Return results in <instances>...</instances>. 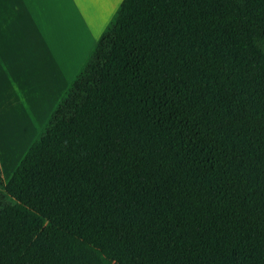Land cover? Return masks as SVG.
Here are the masks:
<instances>
[{"label": "trees", "instance_id": "obj_1", "mask_svg": "<svg viewBox=\"0 0 264 264\" xmlns=\"http://www.w3.org/2000/svg\"><path fill=\"white\" fill-rule=\"evenodd\" d=\"M0 264H264V0H122L0 184Z\"/></svg>", "mask_w": 264, "mask_h": 264}, {"label": "rangeland", "instance_id": "obj_2", "mask_svg": "<svg viewBox=\"0 0 264 264\" xmlns=\"http://www.w3.org/2000/svg\"><path fill=\"white\" fill-rule=\"evenodd\" d=\"M118 1L69 0L68 35L66 38L59 35L58 41L63 43V48L67 47L70 52H76L70 58V64L64 68L62 75L58 77V80L54 79V74L57 72L52 71L50 74V64L37 63L42 48L34 49L31 46L27 50L30 51L31 57L29 67H33L29 70L28 67L21 66L20 62L19 74L18 66L16 72L20 77L19 84L5 85L3 86L5 90H0V99H3L0 102V130H2L0 148L2 149V161L6 164L3 166V173L6 177L9 178L13 174L75 79L90 54V52H85L89 51L110 23L115 10L118 9ZM61 31L63 27L55 30L54 33ZM75 40L78 43L76 49H74ZM64 65L63 62L60 66L64 67ZM51 75H53L51 78L47 77ZM6 92L8 97L3 98ZM58 242L67 249L77 246L75 242L63 237Z\"/></svg>", "mask_w": 264, "mask_h": 264}, {"label": "crops", "instance_id": "obj_3", "mask_svg": "<svg viewBox=\"0 0 264 264\" xmlns=\"http://www.w3.org/2000/svg\"><path fill=\"white\" fill-rule=\"evenodd\" d=\"M121 2L122 0L118 1L119 5ZM68 18L69 0H0V90H5L3 88L5 85L19 84L20 62L21 66L28 67L29 70L33 67H29L31 57L30 51L27 50L31 46L34 49L42 48L37 63L50 64V74L52 71H56L54 79L58 80L64 68L70 64V58L76 52H70L67 47L63 48V43L58 41L59 35L65 36V38L68 35ZM62 27L63 31L54 33L55 30H60ZM98 39L99 37L85 53H91ZM76 40L74 49L78 45ZM55 61L57 62L54 64ZM63 62L65 63L64 67L60 66ZM17 66L18 74H16ZM52 76L47 77L51 78ZM5 97H8L7 92L3 98ZM2 100L0 99V102ZM5 165V162L2 161V149L0 148L1 186H5L11 177L8 178L3 173Z\"/></svg>", "mask_w": 264, "mask_h": 264}, {"label": "bare ground", "instance_id": "obj_4", "mask_svg": "<svg viewBox=\"0 0 264 264\" xmlns=\"http://www.w3.org/2000/svg\"><path fill=\"white\" fill-rule=\"evenodd\" d=\"M12 136V135H11ZM14 136V135H13ZM31 137V136H30ZM28 139H30V138H28ZM14 140H16L15 138H14ZM5 141V140H4ZM12 141V140H11ZM28 142V141H27ZM9 143H10V141H9ZM13 143H14V141H13ZM13 143H11V144H13ZM10 146V145H9ZM10 151V150H9ZM13 161H15V158H13Z\"/></svg>", "mask_w": 264, "mask_h": 264}]
</instances>
